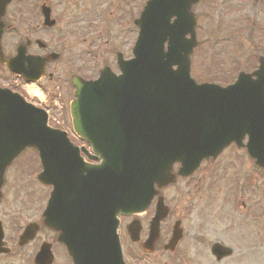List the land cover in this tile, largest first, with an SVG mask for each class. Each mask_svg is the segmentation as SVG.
Segmentation results:
<instances>
[{
    "label": "water",
    "instance_id": "obj_1",
    "mask_svg": "<svg viewBox=\"0 0 264 264\" xmlns=\"http://www.w3.org/2000/svg\"><path fill=\"white\" fill-rule=\"evenodd\" d=\"M199 1L150 0L136 22L135 58L119 61L122 75L106 69L94 83H74L73 127L94 144L103 159L99 166H84L67 134L48 127L44 111L0 89V175L27 148L38 150L44 168L39 179L54 187L48 225L66 232L62 241L74 264H124L118 216L144 211L158 192L155 186L175 181L176 163L177 175L189 176L203 159L217 157L234 142L241 147L248 135V153L264 167V60L233 86L197 84L190 68L197 45L193 8ZM9 2L0 0V62L21 72L29 61L21 52L5 61L1 48ZM91 120L102 130L89 131ZM165 216L161 204L151 242ZM133 236L137 241L138 233ZM179 239L176 231L171 246ZM213 253L221 259L229 251L216 245Z\"/></svg>",
    "mask_w": 264,
    "mask_h": 264
},
{
    "label": "flooded vegetation",
    "instance_id": "obj_2",
    "mask_svg": "<svg viewBox=\"0 0 264 264\" xmlns=\"http://www.w3.org/2000/svg\"><path fill=\"white\" fill-rule=\"evenodd\" d=\"M90 0H11L3 18L5 24L3 34V49H12L16 54L22 46L26 47V55L45 57L51 53L59 54L60 57L45 66V72L37 85L47 93L48 97H73L75 89L71 81L74 77L85 80H95L101 69L108 66L115 73L117 72V53L115 51L107 53V56L98 55L104 45H94L87 35L77 31L75 24L71 27V34L68 27L73 21L80 22L79 19L87 8ZM72 4L74 7L71 10ZM260 7L263 6L259 5ZM54 26H50L51 23ZM15 35L17 40L14 43L6 44L8 35ZM72 37V40L70 39ZM217 49L227 48L218 46ZM73 52L70 61L67 59L69 51ZM115 55V62L110 64L111 54ZM97 60L96 66L94 61ZM10 57V56H9ZM12 57V56H11ZM97 74V75H96ZM21 79V78H20ZM4 79L0 78V83ZM233 82V79H230ZM91 151V147L86 143H81ZM28 150L17 158L8 167L0 182V264H38L36 259L41 251H44L43 262L39 264H73L66 247L60 241V233L47 227L45 221V210L52 187L40 183L37 179L41 171L40 165H32L30 158L26 157ZM89 164L95 162L89 157L84 158ZM32 167V168H31ZM178 166L174 167V172L178 171ZM256 171L254 161L247 156L246 149H238L235 144L227 148L219 157L204 160L198 171L189 178H177L175 184L160 191L159 197L155 198L146 214L136 218L140 222L138 236L140 241L134 243L131 239L129 226L133 218H121L120 237L126 261L132 264V260L137 254L129 253L128 248L149 256L151 254L142 250V243L150 235V222L154 217L156 205L159 198H163L169 207L167 220L161 224L160 239L155 245L154 252H158L161 247L164 250L165 241L171 235L173 225L180 221L184 231L187 233V223L185 216L176 215L177 210L182 211L178 205L181 203L180 194L189 197L187 189L176 190V185L191 183L199 175L198 183L193 186H200V200H198V210L200 215L197 220L204 230L209 222L216 220L218 215L219 202L218 193L230 191L232 204L235 207L247 208L250 206L240 197L250 192L248 180H251L249 172ZM258 171V170H257ZM260 170L257 172L259 173ZM248 174V175H247ZM247 176L248 179H245ZM193 184V183H191ZM254 188L253 185H251ZM249 188V189H248ZM172 189L171 201L167 198L166 192ZM177 193L179 195H177ZM186 194V195H185ZM150 214V215H149ZM149 215V216H148ZM186 215V214H185ZM148 216V217H147ZM145 217V218H144ZM173 222L167 234L166 223ZM136 233V232H135ZM183 241V240H182ZM182 241L177 245L175 255L180 248ZM228 259V258H227ZM225 259V260H227ZM223 260V261H225Z\"/></svg>",
    "mask_w": 264,
    "mask_h": 264
},
{
    "label": "rangeland",
    "instance_id": "obj_3",
    "mask_svg": "<svg viewBox=\"0 0 264 264\" xmlns=\"http://www.w3.org/2000/svg\"><path fill=\"white\" fill-rule=\"evenodd\" d=\"M254 0H203L202 4L197 8L198 13V30L197 36L201 41L208 38L207 43H203L193 57L192 76L199 78V81L216 80L224 83H229L230 79L238 75L239 71L251 72L258 65V56L260 49H264V5L253 6ZM147 0H90L87 3L83 15L79 19L80 22L73 21L68 30L71 34L73 30L72 24H75L80 35H87L88 39L94 42V45H104L102 51L98 54L107 56L116 50L119 43V50L127 57H131V48L134 46V41L137 37V29L135 21L139 18L141 9L144 7ZM263 3V1H262ZM261 3V4H262ZM259 4V5H261ZM71 10L74 7L72 4ZM100 20L98 28L93 29L95 22ZM95 20V21H94ZM235 22V23H234ZM254 22L252 36L248 33H243V36L238 38L235 33L246 30L247 27ZM93 23V24H91ZM218 27L219 31L228 33L229 38H222L220 42H214L208 32ZM256 27H259L256 29ZM136 31V33H135ZM247 31L249 29L247 28ZM125 32V34H124ZM213 34V33H212ZM72 40V37H70ZM15 35H8L5 39L6 44L16 42ZM225 46L227 49H217L211 46ZM116 47V48H115ZM118 49V48H117ZM218 51V52H217ZM217 52V54H216ZM13 53L12 49H7L6 56ZM263 53V52H262ZM264 54V53H263ZM211 55V59L208 56ZM73 56V52H68V61ZM249 57V59H246ZM250 60V62H249ZM94 61L93 57L89 58ZM115 62V55L110 56V64ZM0 78L2 82L11 81L12 78L7 74L4 67H0ZM28 87L22 88L29 101L35 102L38 106L44 100L32 98L27 93ZM47 96V93H45ZM47 97H45V100ZM57 103L52 109L53 118L60 122L61 127L71 130V117L68 103L72 97H56ZM52 122L51 126L55 127ZM72 138V136H71ZM74 143L79 144L72 138ZM26 157L31 158L32 165H37V155L30 151ZM32 168V167H31ZM251 180H248L250 192L244 194L240 198L249 204L250 213L239 210L232 204L233 200L230 191H222L218 193L219 210L216 220L209 222L205 229H201L198 216L200 200V186H193L198 183L199 175L195 181L191 183H182L176 185V190L187 189L190 192L189 197L179 198L181 203L178 205L182 208L180 213L177 210L176 215L185 216L184 220L187 223V233L184 241L181 243L179 251L175 255L159 249L157 253L150 257H145L133 248H128L129 253L137 254L134 259L138 264H264V176L257 172H249ZM248 175V174H247ZM245 179H248L245 176ZM254 186V188L251 187ZM248 188V189H249ZM172 189L166 192L167 198L170 197ZM185 194V195H186ZM177 195H179L177 193ZM244 208L243 210H246ZM186 214V215H185ZM150 215V214H149ZM148 215V216H149ZM147 216V217H148ZM145 218V217H144ZM173 222H167L165 231L167 234ZM166 241V238H163ZM221 242L226 246L235 249L234 256L223 263H218L210 253L211 246L214 242ZM164 242V241H163ZM162 248V247H161ZM214 260L215 263L212 262Z\"/></svg>",
    "mask_w": 264,
    "mask_h": 264
},
{
    "label": "bare ground",
    "instance_id": "obj_4",
    "mask_svg": "<svg viewBox=\"0 0 264 264\" xmlns=\"http://www.w3.org/2000/svg\"><path fill=\"white\" fill-rule=\"evenodd\" d=\"M28 93L31 97L43 98L42 92L36 86H28Z\"/></svg>",
    "mask_w": 264,
    "mask_h": 264
}]
</instances>
